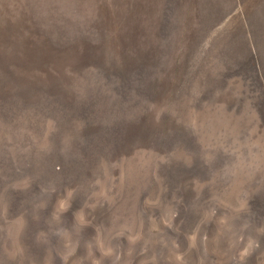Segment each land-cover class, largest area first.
I'll use <instances>...</instances> for the list:
<instances>
[{
	"label": "rangeland",
	"instance_id": "rangeland-1",
	"mask_svg": "<svg viewBox=\"0 0 264 264\" xmlns=\"http://www.w3.org/2000/svg\"><path fill=\"white\" fill-rule=\"evenodd\" d=\"M33 226L39 264H264V0H0V264Z\"/></svg>",
	"mask_w": 264,
	"mask_h": 264
},
{
	"label": "bare ground",
	"instance_id": "bare-ground-1",
	"mask_svg": "<svg viewBox=\"0 0 264 264\" xmlns=\"http://www.w3.org/2000/svg\"><path fill=\"white\" fill-rule=\"evenodd\" d=\"M229 71V70H228ZM242 72V71H241ZM224 73V72H223ZM226 73V72H225ZM229 74H232V73H229ZM235 74V73H234ZM225 76V75H224ZM244 78V77H243ZM242 78V79H243ZM135 101H136V99H135ZM122 103V102H121ZM105 108V107H104ZM94 117V116H93ZM112 125V124H111ZM110 125V130H111V128H113L112 126ZM109 126V125H108ZM106 128V127H105ZM105 130V129H104ZM108 130V129H107ZM113 130H111V132H112ZM99 141L102 143V139L100 140L99 139ZM105 143H107V141H105ZM105 143H103V145L105 144ZM100 151V150H99ZM100 153V152H99ZM101 154V153H100ZM100 156V155H99ZM103 155H101V158H102V161L104 162V156L102 157ZM96 157V156H95ZM94 159V158H93ZM17 167V166H16ZM149 192V191H148ZM147 193V192H146ZM147 194H149V193H147ZM12 195V194H11ZM163 196V195H162ZM253 200V199H252ZM25 201V200H24ZM23 201V202H24ZM26 202V201H25ZM24 202V203H25ZM10 203V202H9ZM15 203V202H14ZM13 203V204H14ZM17 203V202H16ZM28 203V202H27ZM30 203V202H29ZM255 204V203H254ZM9 205H11V203L9 204ZM23 205V204H22ZM27 205V204H26ZM252 205V204H251ZM28 206V205H27ZM27 206H25V208L26 209H29L30 208V206H29V208L27 207ZM10 206H8V208H9ZM11 207H13V206H11ZM15 207V206H14ZM13 207V209H15ZM254 207V206H253ZM146 209V208H145ZM260 209V208H259ZM15 210H17V209H15ZM11 211V210H10ZM13 211V210H12ZM29 212V211H28ZM8 213V212H7ZM9 214H13V213H9ZM15 214V213H14ZM33 216V215H32ZM42 219V218H41ZM44 222V221H43ZM31 225V224H30ZM38 226V225H37ZM36 226V227H37ZM27 227H29V226H27ZM34 228H32V231H29V228L25 231V234L24 235H22L21 237H19L18 239L20 240V243H21V245H22V252H21V255H20V257L18 258V260H16V258H15V261H14V263L13 264H28V263H34V262H37L36 264H39L40 263V261H41V247H42V244H41V242H36V244H37V246H34L33 245V243H31V241H30V236L28 235L29 233H33V229L35 230V226H33ZM39 227H40V225H39ZM38 227V228H39ZM42 227V226H41ZM41 230V229H40ZM34 236V235H33ZM13 245V244H12ZM6 246V245H5ZM11 246V245H10ZM47 248V247H46ZM52 252V251H51ZM5 255V254H4ZM52 255H55V254H52ZM61 256V255H60ZM7 257V256H6ZM14 257V256H13ZM57 257L55 256L54 257V260L56 259ZM52 259V258H51ZM3 260V259H2ZM5 260L7 261V262H9L8 261V259H6L5 258ZM53 260V261H54ZM42 263V262H41ZM59 263V262H58ZM6 264V263H5ZM50 264H56V262L54 261V262H51Z\"/></svg>",
	"mask_w": 264,
	"mask_h": 264
}]
</instances>
